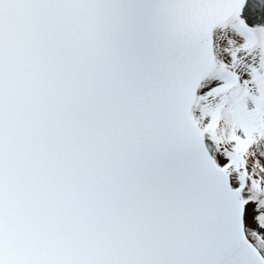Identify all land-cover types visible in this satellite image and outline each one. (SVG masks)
Returning a JSON list of instances; mask_svg holds the SVG:
<instances>
[{
  "label": "snow or ice",
  "instance_id": "1",
  "mask_svg": "<svg viewBox=\"0 0 264 264\" xmlns=\"http://www.w3.org/2000/svg\"><path fill=\"white\" fill-rule=\"evenodd\" d=\"M0 264H264V0H0Z\"/></svg>",
  "mask_w": 264,
  "mask_h": 264
}]
</instances>
